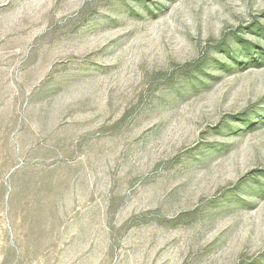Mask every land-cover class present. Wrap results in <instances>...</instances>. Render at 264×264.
<instances>
[{"label":"rangeland","instance_id":"rangeland-1","mask_svg":"<svg viewBox=\"0 0 264 264\" xmlns=\"http://www.w3.org/2000/svg\"><path fill=\"white\" fill-rule=\"evenodd\" d=\"M0 264H264V0H0Z\"/></svg>","mask_w":264,"mask_h":264}]
</instances>
